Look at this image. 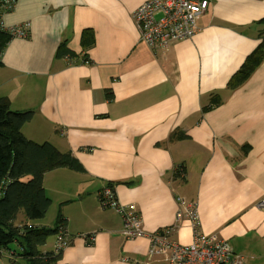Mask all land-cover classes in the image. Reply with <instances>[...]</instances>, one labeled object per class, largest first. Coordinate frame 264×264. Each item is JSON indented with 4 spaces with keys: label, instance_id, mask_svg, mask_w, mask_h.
<instances>
[{
    "label": "crops",
    "instance_id": "0c3cea01",
    "mask_svg": "<svg viewBox=\"0 0 264 264\" xmlns=\"http://www.w3.org/2000/svg\"><path fill=\"white\" fill-rule=\"evenodd\" d=\"M144 1L17 0L3 15L28 33L0 56V98L32 113L26 139L80 166L43 176L45 217L54 229L60 215L71 237L54 264H168L149 255L147 239L121 234L120 217L99 203L105 187L135 207L144 232L170 227L182 245L192 229L175 220V198L194 202L203 233L264 264V56L242 84L229 83L264 40V0H207L196 33L164 50L139 38L131 14ZM53 238L38 252H51Z\"/></svg>",
    "mask_w": 264,
    "mask_h": 264
},
{
    "label": "trees",
    "instance_id": "16d2710c",
    "mask_svg": "<svg viewBox=\"0 0 264 264\" xmlns=\"http://www.w3.org/2000/svg\"><path fill=\"white\" fill-rule=\"evenodd\" d=\"M81 37L83 47H90L93 40L90 30H84ZM12 38L0 30V56ZM64 53L61 44L56 56ZM263 56L264 40L247 56L229 83L233 87L242 84L260 65ZM31 117L29 111H12L7 99L0 98V258L7 254L14 264L18 257L30 264H54L60 253H40L37 247L44 244L47 235L56 234L59 226L65 229L64 219L59 215L54 229L31 224L43 219L51 204L43 189V176L59 168L79 171L80 166L69 153H60L47 142L36 144L26 139L21 128ZM175 174L182 176L183 169L179 168ZM20 214L22 224L16 222ZM17 247H20L19 254Z\"/></svg>",
    "mask_w": 264,
    "mask_h": 264
},
{
    "label": "built area",
    "instance_id": "2783aa9c",
    "mask_svg": "<svg viewBox=\"0 0 264 264\" xmlns=\"http://www.w3.org/2000/svg\"><path fill=\"white\" fill-rule=\"evenodd\" d=\"M17 0H0V30L13 38H26L27 26L3 23V15L11 13ZM207 0H146L131 14L139 38L148 46L166 49L178 41L190 39L197 31V20L205 13ZM98 200L102 207L111 209L122 222L121 234L126 239L145 238L149 242L150 256H163L168 264H246L243 257L233 252L221 239L200 230L196 203L176 197L175 220H186L192 229V241L187 245L171 237V229L144 232L142 220L133 205L120 204L109 187L101 189ZM264 210V201L258 205ZM56 232L54 254L61 253L71 243V237L60 226ZM91 241L92 235H82Z\"/></svg>",
    "mask_w": 264,
    "mask_h": 264
},
{
    "label": "rangeland",
    "instance_id": "374dc122",
    "mask_svg": "<svg viewBox=\"0 0 264 264\" xmlns=\"http://www.w3.org/2000/svg\"><path fill=\"white\" fill-rule=\"evenodd\" d=\"M110 210H111V209H110ZM52 212H53V211H52ZM115 214H116V213H115ZM21 216H22V215L20 214L19 217H17V220H16L17 223H20V224L23 223V218H22ZM40 221H42L43 224L48 225L47 227H48L49 229H52L51 227L55 224V221H54V220L51 222V215H50V213H48V214L46 215V217L44 216V218L41 219ZM32 222H33V221H32ZM46 237H47V240H46L45 246L48 247L49 240H53L54 238H53V234H49V235H47ZM11 248L13 249V246H11ZM20 252H21V251H20V247H17V254H19ZM157 257H160V256H157ZM9 264H10V263H9ZM11 264H14V263L11 262ZM15 264H16V263H15ZM17 264H30V263H28L27 261L23 260L21 257H18V258H17Z\"/></svg>",
    "mask_w": 264,
    "mask_h": 264
}]
</instances>
